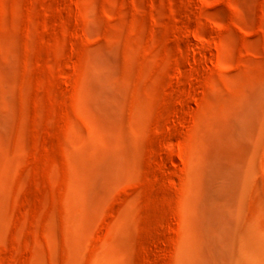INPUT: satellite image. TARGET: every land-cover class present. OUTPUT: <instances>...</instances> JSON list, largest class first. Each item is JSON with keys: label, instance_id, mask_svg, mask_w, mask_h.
Segmentation results:
<instances>
[{"label": "rangeland", "instance_id": "374dc122", "mask_svg": "<svg viewBox=\"0 0 264 264\" xmlns=\"http://www.w3.org/2000/svg\"><path fill=\"white\" fill-rule=\"evenodd\" d=\"M240 228L264 0H0V264H228Z\"/></svg>", "mask_w": 264, "mask_h": 264}, {"label": "bare ground", "instance_id": "6f19581e", "mask_svg": "<svg viewBox=\"0 0 264 264\" xmlns=\"http://www.w3.org/2000/svg\"><path fill=\"white\" fill-rule=\"evenodd\" d=\"M228 264H264V233L240 228L231 243Z\"/></svg>", "mask_w": 264, "mask_h": 264}]
</instances>
